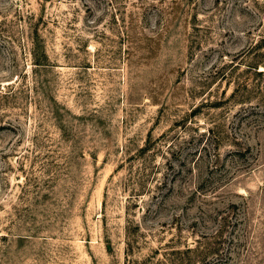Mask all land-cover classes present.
<instances>
[{"label": "rangeland", "instance_id": "374dc122", "mask_svg": "<svg viewBox=\"0 0 264 264\" xmlns=\"http://www.w3.org/2000/svg\"><path fill=\"white\" fill-rule=\"evenodd\" d=\"M145 261L264 264V0H0V264Z\"/></svg>", "mask_w": 264, "mask_h": 264}, {"label": "trees", "instance_id": "16d2710c", "mask_svg": "<svg viewBox=\"0 0 264 264\" xmlns=\"http://www.w3.org/2000/svg\"><path fill=\"white\" fill-rule=\"evenodd\" d=\"M141 185V187H140V190H138L137 192H139V193H134L133 194V196L135 197V196H139V194H144V193H146L145 191H149L150 190V188H148V185L147 184H143V183H141L140 184ZM135 191V190H134ZM141 226L140 225H136V226H134V227H132L130 224H129V226L127 227V231L129 232V236L130 235H134L135 236V241H136V237H138L140 234L138 233V231H140L141 229ZM134 248H135V246H134V243H132L130 240L127 242V250L129 249V251H132V250H134ZM188 250H190L191 248H187ZM144 264H153V263H150V262H148V261H145V263ZM157 264H165V262H163V261H161V262H159V263H157Z\"/></svg>", "mask_w": 264, "mask_h": 264}]
</instances>
